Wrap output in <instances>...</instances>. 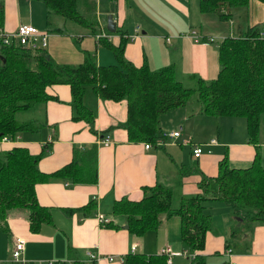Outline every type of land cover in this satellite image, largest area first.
Here are the masks:
<instances>
[{
    "label": "crops",
    "instance_id": "0c3cea01",
    "mask_svg": "<svg viewBox=\"0 0 264 264\" xmlns=\"http://www.w3.org/2000/svg\"><path fill=\"white\" fill-rule=\"evenodd\" d=\"M198 1L107 0L106 15L103 17L99 6L102 1L98 0L96 15L101 20L102 28H106L107 13L111 14L114 30L110 31L109 41L116 44L121 32L125 37L123 56L134 65L145 62L153 70L171 63L180 75L194 73L209 79L218 70L217 43L223 32L215 17L206 19L205 13L199 11ZM39 4L42 3L35 0H0V28L4 32H11L19 23H29L38 29H46L47 13L44 5ZM248 6L253 15H247L245 24L259 22L263 27L261 31H264V4L251 0ZM127 17L130 18L127 20ZM191 27L202 35H211L213 40L203 37L200 41H194L189 34ZM74 31L82 46L78 45L81 47L79 49L75 46L77 53L72 54L75 61L71 62L56 60L53 56L60 47V32L50 31L48 43L51 48L46 50L56 62L78 63L84 51L93 52L98 64L114 61L106 44L99 42L89 30ZM46 91L55 98L47 99L43 103V111L33 118L44 124L38 130H22L13 138H0V154L14 146H23L30 153L37 154L47 144L46 150L38 154L36 166L40 171L49 173L94 145L96 181L79 183L53 176L49 180L36 182L35 197L40 205L49 210L50 220L41 222L38 230L31 231L28 208L9 209L5 225L0 224V264H19L11 260L9 253L16 237L24 241L21 255L27 264H46L47 259H53V264L55 261L73 264L74 257L79 260L85 258L86 250L102 255L95 264H121L119 257L129 250L150 254L168 246L173 251H183L185 245L179 237L176 214L161 213L156 228L132 235L127 231L124 216L111 212L113 201L121 197L138 200L143 193L142 187L155 182L170 186L172 196L175 195L177 200L179 195L201 192L198 184L202 177L214 189L211 177L216 174L217 162L224 154L229 166L233 167L247 166L254 154L246 131L234 134L235 125L239 124L237 128L244 125L245 128V121L220 115L229 118L227 122L231 126L227 129L233 130L229 135L227 129L218 127V121L223 122L218 119L219 115L203 113L193 99L159 116L161 131H178L177 136H166L160 145L144 147L143 141L128 140L126 130L120 124L126 115L124 99H101L90 85L85 84L82 102L93 114L90 129L83 119L73 118L68 84H50L46 86ZM103 134L110 137L106 145L101 142ZM193 143L200 145L198 157L192 155ZM205 195L213 194L209 190ZM211 204L219 206L218 212L228 236L230 226L235 222L228 205L216 198H206L205 208L210 210ZM96 213L107 217L110 225L101 224ZM212 219L211 215L208 230L212 228ZM245 229L247 234L242 239L231 238L232 252L229 254L224 247L226 237L211 235L207 230L203 248L199 251L205 256V264H208L207 255L210 253L221 254L220 258L212 260L216 261L215 264L223 260H232L234 264L264 263V224L254 222L250 224V229ZM186 253L170 256L168 264H188L190 257ZM109 255L112 256L111 260L107 259Z\"/></svg>",
    "mask_w": 264,
    "mask_h": 264
},
{
    "label": "trees",
    "instance_id": "16d2710c",
    "mask_svg": "<svg viewBox=\"0 0 264 264\" xmlns=\"http://www.w3.org/2000/svg\"><path fill=\"white\" fill-rule=\"evenodd\" d=\"M39 1L47 13L46 29L37 28L45 34L44 44H41L39 34L33 39L36 44L33 47L28 43L20 44L16 38H11L8 43L0 38V138H13L22 130H38L44 124L33 118L43 111V103L47 99L55 98L46 91V86L54 83L68 84L73 118L83 119L92 129L93 114L82 102L84 85L88 84L101 99L126 101L125 119L120 124L125 128L128 140H140L156 146L160 145L156 144L158 139L166 137L159 127L160 114L184 104L188 98L193 99L190 94L195 93L193 100L203 113L244 117L247 141L254 147L250 163L244 167L229 166L224 154L217 162L216 174L211 177L214 189L202 177L198 184L201 192L179 195L178 203L173 207L172 188L155 182L142 187L143 193L138 200L126 197L114 200L111 212L124 216L127 231L132 235L156 228L161 213L176 214L179 237L185 245V250L178 252H188V264H205V256L199 251L203 248L211 222L210 210L204 205L206 198H216L227 204L233 221L235 219L224 244L230 252L231 238L242 239L247 234L245 228L250 229L251 223L264 224V31H261L259 22L250 25L237 22L236 32L221 36L217 43V73L213 78L203 79L194 73L180 75L171 63L151 70L145 62L136 66L126 60L123 56L125 37L119 32L116 44L109 41L112 32L102 28L96 15L98 0ZM257 1L264 4V0ZM245 2L199 0L198 9L202 13L216 12L221 19H230L229 8ZM54 14L84 26L99 42L106 44L114 61L98 64L93 52L84 51L78 63L56 62L46 50L50 31L62 30L60 26L50 27ZM99 32L105 34L96 37ZM25 110L34 111L31 119L15 116L16 112ZM46 148L47 144L39 153L32 154L23 146H14L0 154V224L5 225L9 209L18 207L28 208L31 231L38 230L41 222L50 220L49 210L35 197L36 182L53 176L79 183L96 181L94 145L49 173L36 166L38 154ZM209 190L213 195L206 196ZM101 224L110 225V221ZM161 249L150 254L129 250L120 256V262L168 264L169 255ZM229 261L217 264H229ZM61 262L55 261V264ZM73 262L96 263L86 254L83 260L74 257Z\"/></svg>",
    "mask_w": 264,
    "mask_h": 264
},
{
    "label": "rangeland",
    "instance_id": "374dc122",
    "mask_svg": "<svg viewBox=\"0 0 264 264\" xmlns=\"http://www.w3.org/2000/svg\"><path fill=\"white\" fill-rule=\"evenodd\" d=\"M35 1H37V3H41L39 0H35ZM101 1L102 2L99 3V6H100V10L103 14V17H105V15H106L105 11L107 10V0H101ZM250 1L251 0H246V2L243 5H236V6L230 7L229 8L230 19H228V18L227 19H221L217 16L216 12L215 13H213V12L205 13V17H206V19H209L211 17H215L216 23L218 24L220 30L223 32L222 34L223 35H229L233 32H236L235 28L237 27V22L245 24V23H247L246 20H247L248 16L251 13L253 15V11L248 6ZM39 5H42V4H39ZM97 5H98V2H97ZM251 7H253V6H251ZM129 18L130 17H127V20ZM43 26H44L43 28H45V25H43ZM53 26H60L62 28V30L60 31V34L58 35L60 37V47H58V49H56V51H54L53 56L56 58V60H62V61H67V62H71L72 60L75 61L73 59V55H72L73 53L74 54L77 53L75 50V48H76L75 46H78V45L82 46V44L79 43V40H78L79 38L77 37L76 32L74 30L85 31L86 28L84 26H81V25L71 21V20H64L60 15H57V14L52 15V23H51L50 27L53 28ZM41 27H42V25H41ZM261 28H263V27L261 26ZM51 32H55V30H51ZM49 38H51V37H49ZM220 38H221V35L218 37V40ZM47 48H51L50 42L48 43ZM78 48H81V47H78ZM74 63H76V62H74ZM186 81H184V82L186 83ZM187 82L189 84L191 83V81H187ZM191 96L193 97V99L196 98L195 93H191L190 97ZM188 100H189V98H188ZM190 106L192 107V105H190ZM33 112L34 111H32V110L18 111L15 113V116L18 119L30 118L33 116V114H32ZM225 116H227V115H225ZM231 117L244 121V117H242V116H231ZM218 119L223 120L222 123H220L218 121V124H217L218 127L220 126V128H222V129H227V128H229V126H231L230 122H227V119H229L228 117H224V116L219 115ZM237 126H239V124L235 125L236 129H233L234 134L241 133V130H242V132L245 133L244 125H242L243 128H237ZM227 130L229 131V135H231V133H233V130L232 131L230 129H227ZM177 203H178L177 197L174 195L172 197V200H171V206L174 207L177 205ZM213 206H214V209L211 210V207H213ZM211 207H210V210H211V215L213 217L212 228L208 231L211 233V235H222V237L225 238L227 236L224 232L223 221H222L223 219L220 216V212H218L219 206L211 204ZM138 250H140V249H138ZM137 252H140V251H137ZM220 257H221V254H212V253L208 254L207 255L208 264H215L216 261H212V260H216Z\"/></svg>",
    "mask_w": 264,
    "mask_h": 264
},
{
    "label": "built area",
    "instance_id": "2783aa9c",
    "mask_svg": "<svg viewBox=\"0 0 264 264\" xmlns=\"http://www.w3.org/2000/svg\"><path fill=\"white\" fill-rule=\"evenodd\" d=\"M101 32L97 33L96 37L99 36L100 34H103ZM37 34H39L42 38L41 44H44L45 43V41H44L45 40V34L40 32L34 25H31L29 23H19L13 32H4L0 28V38L2 39V41L4 43H8L11 38H16L20 44L28 43L27 44L28 46L33 47L34 45L36 46L33 39L35 38V35H37ZM189 34L193 38L194 41H200L201 39H203V37L206 40H213V37L211 35H202L194 28L189 29ZM165 39L168 40L167 37H165ZM177 134H178V131H168V132L162 133V135L164 137L165 136L175 137V136H177ZM1 138H5V137L3 136ZM162 139L163 138L158 139L156 141V144H161L163 141ZM210 140L213 141L214 139H210ZM101 142L104 145L108 144L110 142L109 135L103 134L101 137ZM149 145H150V143L144 142V147H148ZM191 152H192V155L194 157H198L201 153L200 145L198 143H193L192 148H191ZM96 217L100 223L108 221V218L105 217L101 213H96ZM23 247H24L23 239L16 237L14 239V241H12L11 246L9 248L11 260L18 262L19 264H27V260L21 255ZM131 249H133V245H131ZM161 250H162V252L169 255V257L167 258L166 261L170 260L171 255L179 254L178 251H172L167 246L162 248ZM225 252H227L229 254L230 253L229 248L225 249ZM85 254L88 258L93 259L95 262L102 257V255L95 254L90 250H86ZM107 259L111 260L112 256L111 255L107 256ZM119 259H120V257H119ZM53 263H54L53 259H47L46 260V264H53ZM229 264H234V261L230 260Z\"/></svg>",
    "mask_w": 264,
    "mask_h": 264
},
{
    "label": "water",
    "instance_id": "95a60500",
    "mask_svg": "<svg viewBox=\"0 0 264 264\" xmlns=\"http://www.w3.org/2000/svg\"><path fill=\"white\" fill-rule=\"evenodd\" d=\"M106 28L109 31H113L114 30V21L112 20L110 13L107 14ZM125 226H127V224H125Z\"/></svg>",
    "mask_w": 264,
    "mask_h": 264
}]
</instances>
